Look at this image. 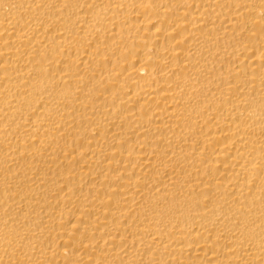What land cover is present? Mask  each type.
Returning a JSON list of instances; mask_svg holds the SVG:
<instances>
[{
    "label": "bare ground",
    "instance_id": "6f19581e",
    "mask_svg": "<svg viewBox=\"0 0 264 264\" xmlns=\"http://www.w3.org/2000/svg\"><path fill=\"white\" fill-rule=\"evenodd\" d=\"M0 264H264V0H0Z\"/></svg>",
    "mask_w": 264,
    "mask_h": 264
}]
</instances>
